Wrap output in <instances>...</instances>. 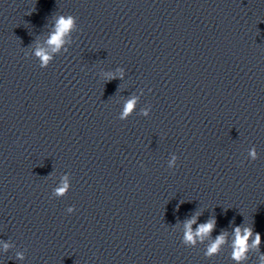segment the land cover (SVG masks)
Instances as JSON below:
<instances>
[{"label":"clouds","instance_id":"1","mask_svg":"<svg viewBox=\"0 0 264 264\" xmlns=\"http://www.w3.org/2000/svg\"><path fill=\"white\" fill-rule=\"evenodd\" d=\"M75 28V18L72 15L64 16L60 15L55 22L54 31L50 33L48 44L52 46L53 52H57L60 48L65 44V37L70 35L72 30ZM36 55L41 60V67L46 68L52 57L49 56L44 50H38ZM136 104V98L133 97L129 99L124 107L123 113L121 115V119H125L127 115H129L133 110ZM144 115H148V111L143 113ZM252 159H255V150L253 149L249 153ZM176 157L169 162V168H172L175 165ZM68 188V184L65 181L61 187L56 189L57 195H63ZM74 208L69 209V213L73 212ZM195 223V219L189 220L186 223V232L184 236V242L186 244H194L195 238L198 237L201 241L206 236H209L215 227V220L211 219L208 222L201 224L198 226L195 234L191 230V224ZM235 234V240L233 241V256L232 258L236 260L239 264L240 261L247 259V252L249 248H259L261 243V236L259 233H254L253 229L250 227H245L241 230L240 227H236L233 229ZM252 238V243L249 245L248 241ZM225 243V234L221 233L217 236L214 242L208 247L206 255L211 256L217 254L219 248L222 244ZM8 245H5V249H7ZM22 258V257H19ZM261 261L264 262V255L261 256Z\"/></svg>","mask_w":264,"mask_h":264}]
</instances>
